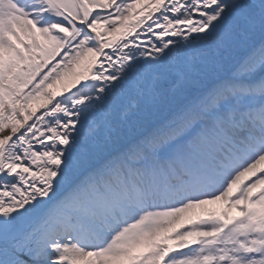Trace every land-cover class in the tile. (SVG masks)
Here are the masks:
<instances>
[{
	"label": "snow or ice",
	"instance_id": "obj_1",
	"mask_svg": "<svg viewBox=\"0 0 264 264\" xmlns=\"http://www.w3.org/2000/svg\"><path fill=\"white\" fill-rule=\"evenodd\" d=\"M0 264H264V0H0Z\"/></svg>",
	"mask_w": 264,
	"mask_h": 264
},
{
	"label": "rangeland",
	"instance_id": "obj_2",
	"mask_svg": "<svg viewBox=\"0 0 264 264\" xmlns=\"http://www.w3.org/2000/svg\"><path fill=\"white\" fill-rule=\"evenodd\" d=\"M70 80H71V77L66 78V81L70 82ZM54 90L58 91V92H61V90H63V88L58 84V85L55 86ZM38 103H39V101H33L31 106L32 107H36ZM223 207H224L223 202H217L215 204L203 205L200 208L196 209L195 212H198V213H201V214H205V215L208 212L219 213L223 209ZM186 214H188V216L185 217V218L181 217V219L184 218L182 220L187 221L188 219H195V215H194V212L192 210H189L188 212H186ZM230 214H238V212H237L236 209H232ZM182 215H184V214H182Z\"/></svg>",
	"mask_w": 264,
	"mask_h": 264
},
{
	"label": "bare ground",
	"instance_id": "obj_3",
	"mask_svg": "<svg viewBox=\"0 0 264 264\" xmlns=\"http://www.w3.org/2000/svg\"><path fill=\"white\" fill-rule=\"evenodd\" d=\"M61 92H63V90H61ZM188 216V214H186V213H184V215H182V217H187ZM184 218H182V219H184Z\"/></svg>",
	"mask_w": 264,
	"mask_h": 264
}]
</instances>
